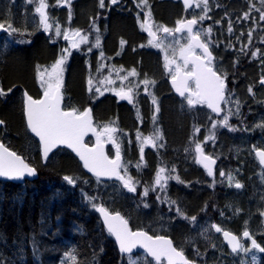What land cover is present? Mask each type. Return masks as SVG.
I'll use <instances>...</instances> for the list:
<instances>
[{
	"label": "trees",
	"instance_id": "16d2710c",
	"mask_svg": "<svg viewBox=\"0 0 264 264\" xmlns=\"http://www.w3.org/2000/svg\"><path fill=\"white\" fill-rule=\"evenodd\" d=\"M212 1L214 6L224 8L221 13L215 12L218 13L215 18L217 26H214L211 31L208 29L213 43L219 45L223 41L222 44L225 47V50H221V52L227 56L228 66L222 67L221 70L229 72V77L234 78V84L241 82L242 79L255 77L256 74H259L258 72L264 71V63L249 65L244 60L237 65L238 68H235L230 60L233 56L234 58H245L255 48V44H263L260 49H264V20L257 17L245 18L239 15L233 18L230 11L231 9H235L237 12L244 11L251 4L259 6L256 10L264 11V3H262V0ZM238 1L243 2L239 8H237ZM150 2L157 6L154 14L163 26L173 25L182 15L188 16V12L183 9L180 0H151ZM147 6L149 5L147 4ZM249 11H252V9ZM0 15L8 23L18 22L16 10L9 7L6 2L0 3ZM138 15L140 17L144 16L145 11L138 8ZM121 20L128 22L132 32L134 26V43L137 42L140 45L143 40L142 30L135 31V20L133 23L130 17L114 19L111 38H114L115 34L119 32L117 27ZM210 20L211 18H209ZM251 20L259 23L253 24V28L252 24L248 23ZM129 21L132 23H129ZM138 22L136 20L137 25L140 24ZM18 24L20 27V23ZM230 25L232 29H238L240 32H229ZM252 28L254 32L246 31ZM12 36L13 34L11 38L8 36L0 39V88L8 93L6 96L0 97V120L5 122L0 126V141L21 154L34 166L38 171V178L20 182L0 179V264H126L125 258L118 253L113 237L102 224L97 206L103 203L111 211H120L129 220L133 228L141 227L150 233L157 232L148 223L135 220L138 217L139 210L134 201V192H129L123 186L122 181H103L91 175L84 169L78 157L65 146L57 147L48 155L46 160L42 157L40 143L27 127L23 90L27 89L34 96L40 95L41 88L31 85L33 82V61L40 57L47 58V53L52 51L53 48L44 39H41L34 46L22 50L19 54H13ZM240 37H242V40L239 39ZM31 49L38 50L40 56L32 58L28 74L20 76L19 69L14 70L13 65H10L12 57H25L26 52L32 51ZM261 50L260 54H262ZM138 56L142 57L141 50ZM74 71L73 84H71L72 94L74 99L76 97L82 99L85 85H83L80 63L75 65ZM229 77L228 79H230ZM236 78L237 81H235ZM9 89H11V92H8ZM163 91L165 93V89ZM96 98L98 97L93 96L91 93L89 103L95 108H93L95 115H107L115 112L116 107L111 97L106 98L103 104H98L99 99ZM68 99L69 97H66V101ZM257 100V104L264 106V96L260 95ZM78 103L76 102V104ZM99 109L102 113L98 111ZM121 110H123V107ZM123 112L125 113V111ZM175 114L179 113L173 112V115H171L170 112L168 118H164L163 115L159 119L163 124H166L167 121L171 130L168 133L169 141L173 149L177 150L167 157L163 155L161 157H164L166 163L171 166H177L184 160L180 155V145L183 133L186 134L187 132L186 127L188 124L186 118L181 117V114H179L180 126H176L173 118ZM114 117H116L114 114L110 116V118ZM182 126L184 127L183 130H181ZM220 132L225 135L228 131L219 130L220 139L222 136L224 141L228 142L229 135H220ZM160 133H163V131L161 130ZM251 137L252 139L247 145L251 143L256 147H264L263 130L257 135L252 133ZM165 138L161 139L162 145L166 141ZM125 154L127 155L126 151ZM247 156L249 158L246 159V163L239 171V174L243 175L244 178L246 193L236 189L237 193L227 195L222 192L223 188L227 187L225 182L222 184L210 182L206 175H203L205 177L202 179V187L186 191L183 181L176 180L177 184L174 181L169 184V186L174 185L175 188L168 189V187L167 190L170 191V194L173 190L178 191V195L187 209L200 206L196 216L197 218L203 216L202 221L207 222L210 220L218 223L220 217L226 216V213H228L231 223L234 224V227H238L239 224L244 222V216L253 211L256 205L262 203L261 197L264 194V185L261 188H256L253 176L249 172L253 164V155L250 156L249 152L243 157ZM237 157L240 158L238 155ZM232 163L236 174L238 164L233 161ZM256 165L259 166L257 161ZM244 169L249 177L244 175ZM195 171L197 173L204 172L200 167ZM128 173H130L129 170L124 171V174ZM65 176L72 177L75 182L69 184L64 179ZM232 177L235 179L230 183L234 188V182L239 180L240 176L233 175ZM132 178L134 179V176ZM192 179L187 177L185 181ZM136 181L138 187L143 181L145 182L141 178ZM106 186H117L119 189L109 190L111 193H105ZM139 191L145 196L142 193L145 189L142 188ZM148 193L149 198L157 199L159 197L156 192L148 191ZM164 201L165 197L163 195L161 203L164 204ZM176 229L178 230L177 234L169 235L179 245V243L182 244L179 240L184 239V235H182L184 230L180 231L179 227ZM182 246L188 252L189 246L183 244ZM201 246L203 245H198L197 248L202 250ZM73 257H75V260H73ZM248 260L249 264H254L249 257Z\"/></svg>",
	"mask_w": 264,
	"mask_h": 264
},
{
	"label": "rangeland",
	"instance_id": "374dc122",
	"mask_svg": "<svg viewBox=\"0 0 264 264\" xmlns=\"http://www.w3.org/2000/svg\"><path fill=\"white\" fill-rule=\"evenodd\" d=\"M6 3L8 4L9 7H11L12 9L16 10L17 12V17H18V22H5L4 19L1 17L0 15V21L3 22L4 27H6V37L10 36L13 34L12 36V47H14V52L13 54H19L22 50L20 49H28L30 48V43L32 42H28L27 45H21V40L24 39V37L28 36L30 33H28V35L26 34L25 36L22 35V28L19 27L18 23H21L22 19H21V15H19L20 12L17 11V5L20 0H5ZM151 0H147V4L149 6H146L141 3V0H137V7L140 9H143L145 11V15L144 16H139L136 13V16L138 17V31L139 30H143L144 26H142L144 24V19L146 16L149 17V21L150 23H152L154 29L156 32H160L162 30L161 23L158 22L156 15L154 14L157 6L154 5L153 3L150 2ZM179 1V0H177ZM239 4H237V8L240 7V5L243 2L238 1ZM40 0H36V5L37 7L39 6ZM199 3V7H197L196 5ZM208 3V9L207 11L204 10V6L202 3V0H195L194 5L192 8L189 9V14L194 17L198 22H197V26H196V32H199L200 36L210 44V46L213 48L214 51H216V55L212 58L211 60V65H213L220 73H222V75L224 76L223 72H221V69L223 67V63L222 60L224 61V63L227 60L226 55L224 54V58L222 59V53H220V50H225V47L223 46V41H221V43L215 44L213 43L212 39L210 38V34L208 32V29L212 30V28L215 26V24L213 23V20L216 18L218 13L222 12L221 7H216L214 6V3L212 0H207ZM242 6V5H241ZM261 6V5H260ZM144 7V8H143ZM259 6L257 4H251L249 5L247 8H245L244 11L241 12H237L235 9H231V13H232V17L235 18L238 16V13H241V16L245 17V14H248V17L252 15V13L258 9ZM250 9H252V11H249ZM218 13H215V12ZM264 12V11H262ZM150 13V15H149ZM40 15V14H39ZM200 16H204L205 19L200 20L199 17ZM213 16V17H210ZM240 16V15H239ZM261 15L256 16L258 19H260ZM183 17V15L178 19V20H182L181 18ZM253 17V16H252ZM209 18H211V20L209 21ZM27 19V25L28 23H32L34 24V26L38 29V28H42L44 29L43 25L40 23V21L38 20V18H34V17H30L29 19ZM177 20V21H178ZM5 22V23H4ZM127 22V21H126ZM125 20H121L120 24L117 27V30H119V32H121V36L119 39V44L120 47L123 49V47L126 46H130L131 44V38L134 34V26H133V32H132V28L130 27V25L128 24V22L126 23ZM49 24L52 25V27L50 28L55 34H56V28L59 27V25H54L52 24V22H48ZM129 23H132L129 21ZM177 23V22H176ZM259 23V22H258ZM9 25H11L12 27L16 28L18 31L15 33H11L10 34V29H9ZM164 27V26H163ZM60 28V27H59ZM77 28H75L76 30ZM173 29V27L171 28ZM61 30V35L63 34L64 30ZM8 33V34H7ZM113 33V31H112ZM141 34V33H140ZM143 37V40L141 41L140 45L142 47V45H146L147 43H149V41L151 40H147L146 38H144L143 34H141ZM82 37H87V41L80 43L79 48H75L78 49L83 56H87L88 58L95 56L97 59L98 63H102V52H94L92 53V49L94 48V45L92 44L90 37L88 35V33H85L84 36ZM81 37V38H82ZM81 38L76 41V42H80ZM27 41H30L29 38H27ZM121 41H124L123 44H121ZM23 42V41H22ZM159 42L160 46L157 47L155 46L156 43ZM258 42H260V40H258ZM20 43V45L18 46V48L16 47L18 44ZM115 42L112 39L108 40V44H114ZM190 42V36L187 33H178V34H163L157 41L152 43H149L150 45H153L152 47V57L155 61V67L150 69L149 71H152L150 73V75L154 76V78L156 79H160L162 77V74L166 75L168 74V72L170 74H174L175 71L177 70V66L179 65V69H185L187 67H185L184 65V60L180 55V49L181 48H187ZM258 45V44H255ZM239 48V47H237ZM259 45L256 46L254 49H252V51L247 54V56L245 58H234V56L232 57V65H234L235 68H238L237 64L235 63L236 60L243 61L245 60L247 62V64L251 65H261L262 61L264 63V49H262V54H260V49ZM32 51L26 52L25 57H12L11 60V66L13 65L14 70L15 69H19L20 76H24L26 74H28V71L30 70V60L32 58H34L35 56H40V53L38 52V50H33ZM173 50H175V53L173 54ZM250 50V49H249ZM193 51V50H192ZM51 51H49L47 53V55L51 56L50 54ZM255 52L256 55L253 56L252 53ZM112 55L113 58H115L116 55H118V52H112L110 53ZM141 55L142 57L139 59V56L137 54V51L134 49V51H129L126 50L123 52V58L129 62L137 60L136 62H134V68L132 66V63L129 64L127 62H123L121 59L114 61V68L116 69V71H132L133 69L135 70L136 68L138 69V65H142L143 61L142 59H147L148 57H150L149 53L146 52H142L141 51ZM241 55V54H240ZM166 57L168 60H174L175 63L169 64V66L166 68L165 64H166ZM41 58V57H40ZM39 58V59H40ZM48 58V57H47ZM45 59V58H42ZM139 59V60H138ZM152 59V61H153ZM147 61V60H146ZM238 63V61H237ZM34 61H33V65H34ZM54 63H50V68L46 69L47 71H51V67ZM32 65V66H33ZM157 65H162V66H157ZM226 67L228 66V64H224ZM248 65V66H249ZM153 66V65H152ZM19 67V68H18ZM47 68V66H45ZM98 68L101 69L100 66H98ZM33 69V67H32ZM47 71L44 72V74L47 73ZM139 71V70H138ZM229 73V72H228ZM126 76H120L118 75L117 77L112 76L109 79H105V78H100L98 81H92L91 85L89 84V81L87 82H83V85H85L84 87V94H87L88 96L92 93L94 96H97L101 101H103L104 99L108 98L109 96H111L112 94L118 96L116 93L124 90L125 92L128 91L130 89L131 86L134 85V78H130L129 72L125 73ZM124 77H127V79H124ZM109 81H111V83H109ZM228 81V80H227ZM232 81V83H231ZM231 81H228L229 84V88H228V93L226 95V98L224 100V112L223 114L217 118V123L219 124L220 129L223 128V120L224 117L227 116L228 117V127H226L227 131L225 133V135L227 136L228 133H230V141L228 143H223V142H219V146H218V150H219V154H220V159H221V164H220V170L223 171L225 173L224 176L221 175H213L211 177H208L210 182H214L217 184H222L223 181H228V176L232 174V166L233 164L231 163V153L232 151H236V153L239 152L240 149H242L246 144H248V142L252 139L251 134H259L261 132V130L264 131V127H260L259 125L264 124V106H262V104H257L256 101H258L257 99L259 98V96H264V86H260L257 82H256V76L255 77H251V78H246V79H242L241 82L235 83L234 84V78H231ZM237 81V78L236 80ZM43 84V83H42ZM46 86V85H44ZM44 86H41L42 88ZM152 85L150 84V87ZM249 86V87H248ZM160 87H163V84L160 85ZM99 88L100 91L97 92L96 89ZM249 88L252 89L251 92H249ZM158 89V88H157ZM45 90V89H44ZM132 93H134V89L131 90ZM151 91H153L151 89ZM110 94V95H107ZM154 94V91H153ZM151 96H154V95ZM80 99V97H76V100ZM159 101V99H157ZM131 103H134L133 100H131ZM158 103V102H157ZM162 104V103H161ZM165 104V103H164ZM179 103H177L173 108H171L170 110H167V107H165V111H164V118H168V114L171 112V115H173V112H176V109H174ZM197 106H200V103L197 104ZM206 104L204 103V105H202V107H200L198 109V113H197V118L195 121V125H197V127H194L195 125L192 126L191 131H192V143H194L196 140V142L191 146L188 147L187 145H185V149L187 151V153H189L190 151L192 152L193 155V160H197V152L196 148L193 149V147H196L197 144H200L201 148L204 147L206 150L212 152L214 154L215 149L212 147L214 144V141L211 140V136L213 135L212 131H211V124H210V118L211 115L209 114V112L206 111L205 109ZM239 106V107H238ZM207 108V106H206ZM73 109V108H72ZM123 109H125L123 107ZM174 109V111L172 112V110ZM85 108H83L82 110L77 111V113H80L82 111H84ZM100 111V109L98 110ZM139 111H142L141 109H139ZM244 112V113H243ZM124 113V112H123ZM195 116V115H194ZM118 117L117 121L119 122V126H116L117 122H111V121H107V127L114 129V131H112L111 134L113 137H115L119 143V145L122 147L123 150H125L127 152L126 156L127 159L124 162V166L123 168L126 169V167L129 165L132 168L129 169L127 168L126 170H130L131 172L128 174H123V176L125 178L128 177H135V174L138 172V170H141L143 164L147 165V166H151V170L153 172V174H155L156 177V173L160 170V168H158V164H161L164 168V163L162 161H159L157 163V165H155L154 167H152V163H153V158L148 157V156H144L143 155H148V154H154V155H158L160 154L159 151L157 150V148L151 144V143H144V139L148 138L149 133H146L145 130L139 131L141 138L139 139L138 134L135 135V138L138 140L136 143H134V131L136 129V126H134V112H129V115L127 114H121L119 115L118 113ZM180 116L179 114H175L174 115V123L176 126H180V119H178ZM195 117H193L194 119ZM115 119V117H114ZM204 122L208 123V126L206 128H202L201 124H203ZM127 125L129 128L128 130H125V125ZM104 125V124H103ZM137 125V123H136ZM105 126V127H106ZM200 126V128H199ZM197 129H199V131H197ZM235 129V130H233ZM103 132V135H100L101 137H105L106 133L104 132V128L101 129ZM108 133V132H107ZM220 135H224L223 132H220ZM224 135V136H225ZM100 137V138H101ZM96 140H97V135L95 136ZM106 141V140H104ZM207 141V142H206ZM141 147H143L144 151L143 153H141L140 149ZM136 153V154H135ZM134 155V157H133ZM188 156H190V154H188ZM189 157H187L184 162L185 164V168H183L182 171L178 170L181 173H192L193 175H195V173L192 171V162L188 160ZM198 166V165H197ZM163 176L167 177V173L166 171L162 174ZM221 176V177H219ZM133 183L135 184L136 187V191L134 192V201L137 204L138 210L139 212L137 213V222H142V223H148L149 225H151L155 232H157V234H160L164 231L170 233V234H177V227H179V230L182 231L184 230V232L182 233V235H184V239H180L179 242H181L183 245L189 246V250L188 252L190 254H194L195 252H198L200 249L197 248L196 243L201 240L204 243H206L210 249V251H213L215 249V247H217L218 249H222V247L218 246V244L216 242H214L212 239L217 238V240L221 241L220 239V232L219 234L215 231V228L213 226L208 225V223H206V226L204 227L203 232L201 233H195L197 231V229L199 228V226L201 225L199 219H195L193 220L192 217L196 216V213L199 210V207H194L192 209H187V207L185 206L183 200L179 197V192L176 190H173L170 194V197L168 199V203L167 204H161L159 202L158 199H152L149 198L150 195L149 193L147 194V196H143L140 191L138 190V184L137 181L134 182V179L132 178ZM163 183V181H162ZM174 183H176L174 181ZM177 184V183H176ZM119 187L117 186H106L105 188V193H111L109 190H118ZM142 192V191H141ZM144 193V192H142ZM162 198H160L161 200ZM261 202L260 205H256L255 209L253 211H251L249 214H246L244 216L243 219L245 224L247 225H251L249 227H247L248 229L253 230V232L256 235H261L264 236V213L263 214H259V209L262 210V207L264 208V196L261 198ZM187 209V210H186ZM179 210V211H178ZM256 226V227H252ZM240 231L244 232V230L246 229L245 227H239L238 228ZM192 235V236H191ZM262 247H264V238L262 239ZM181 249L185 250V248L181 245H178ZM245 247L249 248L250 251L248 252H244V251H240L237 252L236 255L234 256H230L229 258H226V261H234L237 264H249V260L248 257L251 258L252 262H253V257H255V263L259 262L261 257L264 258V252L261 253L258 249H254L252 248V246L250 244L244 245ZM206 253H208L205 250H201ZM203 257L205 259H207V256ZM131 261L135 262V264H142V256L138 255L136 257H134V255H132L131 257ZM130 258H129V263H130ZM254 263V262H253ZM203 264H209L208 260H205V262Z\"/></svg>",
	"mask_w": 264,
	"mask_h": 264
},
{
	"label": "flooded vegetation",
	"instance_id": "af4514ba",
	"mask_svg": "<svg viewBox=\"0 0 264 264\" xmlns=\"http://www.w3.org/2000/svg\"><path fill=\"white\" fill-rule=\"evenodd\" d=\"M5 2H6L5 0H0V3H5ZM45 3L48 5V7L45 9V13L48 16V22H52V24L54 25H59L60 29L64 30V32L67 31L69 33V39L65 40L63 34L57 36L51 29L45 31L42 28L37 29L32 23H28L27 25L26 18L29 19L30 17H34V18H38V20L40 21V15L35 10L37 8L36 0H31V2H29V0H20L18 4H15L17 5L16 9L18 10V12H20L19 15H21V19H22L20 23V27L22 28V31H19V32H22L21 34L24 36L30 33L27 37L25 36L24 39L21 40L20 42L21 45H27L28 42H32L30 43V46L32 47L36 43H39L41 39H44L46 43L49 46H52L51 48H53V50L50 52L52 57L49 55H46V57L48 58L42 59L41 57L40 59L37 58L36 60H34L35 64L32 66L33 67L32 69V81L33 82L31 85L35 86L36 88H41L43 81L39 78L38 72L44 73L46 69L50 68V63H55V61L58 60L62 55H66L67 59L65 60V63L63 65V68H64L63 85L61 87L62 94L66 92L67 95H70L68 100L71 103V108L79 111V110H82L83 107H85L87 104H89V99L86 96V94H84V97H82V99H78V100L74 99L73 97V94H72L73 91H72L71 84H73V76L75 73V71L73 72V70L77 63H80V65L82 66L83 82H85V78L88 77L90 74L95 75V78L109 79L112 76L114 77H117L118 75L126 76L125 75L126 72H129V73L131 72L129 70L116 71V69L113 67L114 61L121 59L123 62L125 61L129 64L132 63V66L134 68V62H136L137 60H134L131 62L125 60L123 58V52L125 51V49L129 51H134L135 49L137 51V54L139 53L140 50L142 52L149 53L150 57H148L147 59H142L143 61L142 65H138L139 66L138 69L137 68L135 69L136 75H130V78L132 77L134 78V85L130 87L131 90L134 89V93H132V91L130 93L126 91L125 93L129 94V96L131 97V100H133L134 103L129 102V99H121L120 96H116L112 94L109 97L113 99V103L115 104L116 108H115V112L109 113L107 115H113V114L117 115L118 111H120L119 115L121 114L129 115V112H134V126H136V128L140 126V130H145L148 133V132H152L157 129L158 122H161L159 121V119L162 118L163 113L165 111V107H167V109L169 110L173 108L177 103H179L174 109H176V112L181 114V117H185L188 122L187 127H186L187 132L186 134L183 133L182 138H181L180 155L182 159L184 160L182 163H180V165L183 168H185L184 162L185 160H187L186 159L187 157H189L188 158L189 161L197 163V160L195 161L193 160L192 152L190 151L189 153H187L184 147L185 145H187L188 147H191L197 141L196 140L194 143L191 142L193 139L191 128L193 125H195L194 123L197 118L198 109L202 107L204 103H200L199 107L197 106V104L194 106H189L185 98L186 96H188L189 93L186 92L185 96L182 97L176 91V89L173 86V83L171 82V79L174 75H177V70L175 71L173 75L170 74L169 72L166 75L162 74V77L160 79H156L154 78V76L150 75L152 71H149V70L155 67V61L152 57L153 51H152V48H149L154 45L153 43H152L153 45H150L149 43H147L146 45H142L141 47L139 46L137 42L134 43V35H133L130 46L128 45L126 47H123L122 49L120 45L117 44L119 43L121 32L116 33L114 38H111L112 23L114 19H122L124 17L126 18L130 17L133 20V23L135 20V31L136 30L138 31V25L136 23V20H137L136 13L138 14V7L136 5L137 0H119V2L115 5H112L110 3V0H105L104 8H101L99 6V0H71L70 4L63 2V0H61L60 3H58L57 0H45ZM69 13H71V15H69ZM262 13L264 12L252 13V15L249 17H252V16L256 17L258 15H261ZM238 15L241 16L242 14L238 13ZM146 20H147V24H145ZM213 23L215 24V26H217L215 19L213 20ZM248 23L252 24L254 28L253 24L255 25L258 24V21L251 20V21H248ZM0 24H3V22L0 21ZM143 26L144 28L142 30V34L144 38H146L147 40H151V38L149 39V31H147L146 28H148L149 26L151 28V31L155 29L152 23H150L148 16L145 17ZM75 28H77L76 30L79 31L80 35L77 36L74 34L76 31ZM253 28L248 29L246 31L254 32ZM232 31L240 32V30L238 29H232ZM85 33H88L90 40L92 44L94 45V48L92 49V53L103 51L101 64L97 62V59L95 56L90 57V58H88L87 56L82 57L81 53L78 52L79 50L72 47V43L74 41L75 42L78 41L82 36L85 35ZM176 33H187V32L186 31H183V32L174 31L171 34H176ZM163 34H165L163 31L162 32L160 31L159 33L157 32V38L155 40L157 41ZM97 37H99V45H97ZM242 37H240L239 39L242 40ZM2 38H6V27H4L3 29H0V39ZM27 38H29L30 41H27ZM109 39H112L115 43L108 44ZM20 43L16 46L17 48L20 45ZM208 46L210 47L211 55L213 58L216 55V51H214L210 45ZM12 49H13L12 50V53H13L15 48H12ZM65 49H67V52L64 51ZM20 50H24V49H20ZM194 51L198 53H202L201 50H198V48H195V47L193 48L192 52ZM112 52H118L119 54L116 55L115 58H113L112 55L110 54ZM45 66H47V68ZM98 66H100L102 70H100ZM157 66L160 67L162 65H157ZM185 67L187 68L185 69L180 68L179 73L180 72L185 73L186 71L191 70L193 66L189 63ZM48 79L49 78H48L47 73L44 74V81H47ZM145 79L149 81L147 85L143 83ZM150 84L152 85L151 87H150ZM161 84H163L164 86L160 87ZM189 87L192 91H195V84L191 80H189ZM151 89L154 91V94H153V91H151ZM164 89H165V93H163ZM152 94L154 96H151ZM107 95H110V94H107ZM136 95H139L141 98H138ZM153 97H155L156 101L158 102L155 105L152 103ZM139 99H141V102L139 101ZM157 99H159V101ZM105 101L106 99H104L103 101L99 100L98 104H101V103L103 104L105 103ZM76 102H79V103L76 104ZM206 106H205L206 111L209 112V114L211 115L210 124H211V131L213 133V135L211 136V140L214 141V144L212 147L215 149L214 156L217 159L215 175L217 174L220 175V173L223 171L220 170L221 159H220V154L218 150V146L220 145L219 142L228 143L230 141V138L228 137L229 139L228 142H225L222 136L220 139V136H219L220 127H219V124L217 123V118L220 116H218L216 113L210 110L208 106L206 108ZM122 107H125L124 109L125 113L121 111ZM157 107H159L158 112L156 111ZM139 109H141L142 111H139ZM174 109L172 111H174ZM107 115L101 114L99 119L96 118V121L97 122L105 121V116ZM96 116H99V115L96 114ZM153 117H155V119H153ZM193 117L195 118L193 119ZM213 125H215V127H213ZM165 126H166V132L169 133L171 130L168 127L167 121H166ZM207 126H208L207 122H204L203 124H201L202 128H206ZM194 127H197V125H195ZM103 128L105 129V126H103ZM183 129L184 127L182 126L181 130ZM222 130L227 131L226 126H224V124H223ZM149 137L151 136L149 135L148 138ZM137 141L138 140L134 137V143H136ZM165 144L167 148L166 154H170V152L177 151L173 149L172 144L169 141V138H167ZM195 148L196 147H193V149ZM256 148L258 147L250 143L249 146H244L242 149H240L238 153H236L235 150L232 151L231 153V163L232 161H235L238 164L236 175L240 176L241 182L239 183L242 185L241 188H236V187L232 188L233 192L235 193H237L236 189H239L240 191H242V193L247 192V190L245 189V182L243 181L244 179L243 175L241 176L239 174V171L241 170L242 166L246 163V159L249 158V156L247 157H243V156H246L249 152H250V156L253 155V164L250 167L249 172L253 176L254 186L256 188H261L264 185V168H261L260 165L259 166L256 165V161H258L254 154V150ZM259 148L264 149V147H259ZM118 149L120 150V148ZM202 149L205 152H210L206 150L204 147H202ZM210 153L213 154L212 152ZM188 154H190V156H188ZM237 155L240 158H238ZM193 172L196 175V172L195 171ZM189 174L191 176H195L192 173H189ZM244 175L246 177H249L245 169H244ZM199 221L201 225L199 226V228L197 229L195 233L203 232L204 227L206 226V223H207L202 220H199ZM233 231L239 234L240 236L242 235L241 234L242 232H240L239 229H234ZM251 237L252 239H255L261 245L262 238H263L261 235L255 236L252 233ZM212 240L218 244V241L216 239H212ZM241 240H242L241 243L243 244L244 242V245H247L251 242V240L245 237L241 238ZM198 245H203L201 246L202 250H205L208 253L206 252L203 253V251L199 250L198 252H195L192 256L191 254L185 251L188 257H190L192 260L195 259L198 261V262L196 261L197 262L196 264H203L205 260H208L209 264H216V262L219 260H223L225 264L233 263V261H226V258H229L230 255L233 254L232 252L221 253L220 249H218L217 247H215L213 251H210L208 245L204 242H197L196 246ZM138 255L142 257H148L147 254L141 249L134 252V257ZM203 255L207 256V259H205ZM148 258H149V261H148L149 264H167L165 259H162L161 262L157 263L153 258L151 257H148Z\"/></svg>",
	"mask_w": 264,
	"mask_h": 264
},
{
	"label": "snow or ice",
	"instance_id": "6c2138e0",
	"mask_svg": "<svg viewBox=\"0 0 264 264\" xmlns=\"http://www.w3.org/2000/svg\"><path fill=\"white\" fill-rule=\"evenodd\" d=\"M31 2V0H29ZM58 3L61 0H57ZM63 2L70 4L71 0H63ZM119 2V0H110L112 5H115ZM145 6H147V0H141ZM204 10L207 11L208 3L207 0H202ZM264 3V0H262ZM184 4L186 7L191 6V0H184ZM99 6L101 8L105 7V0H99ZM199 7V3L196 5ZM48 5L45 3V0H40L39 6L35 9L36 12L40 14V23L43 25L44 30H49L52 25L48 23V16L45 13V9ZM71 15V13H69ZM150 15V13H149ZM245 18H248V14H245ZM200 20L205 19L204 16L199 17ZM261 20H264V13L260 16ZM196 19L185 21H177V27L173 29H169L167 27H163L162 31L167 34H171L173 31L175 32H183L187 29V33L191 37L192 41L195 43H189L187 48L180 49V55L184 60V65L187 66L189 64V60L191 57V64L193 67L191 70L186 71L184 75L179 79L177 83V76L179 75V65L177 66V75L172 77L173 84L176 87V91L182 96H185V93L188 92V96H186L187 104L189 106H194L199 103H207V106L212 109V111L219 113L221 111L220 102L225 100V78L221 75H218L216 71L213 70L212 67L206 65L203 62V57L201 56H191L192 50L194 47L202 48L204 53L207 56L208 64L211 63L212 55L208 51L207 44L201 43L199 40V32H194L193 25L197 24ZM147 24V21H145ZM143 26V25H142ZM4 25L0 24V29H3ZM10 34L15 33L18 30L11 25H9ZM149 31V35L156 37V33L151 31V28H146ZM229 32L232 31L231 25L229 26ZM209 31H211L209 29ZM75 35H80L79 31L76 30ZM56 35H61V30L59 27L56 28ZM64 39H69V33L65 31L63 33ZM87 37H82L80 42H73V48H79L80 43L86 42ZM124 41H121L123 44ZM149 43H153V41H149ZM97 45H99V37H97ZM157 47L160 46L159 42L156 43ZM67 52V49L64 50ZM175 50H173V54ZM103 55V53H101ZM253 56L256 55L255 52L252 53ZM67 59L66 55H62L51 67V71H47L48 80L44 81V73L38 72L39 78L43 81L42 86L46 85L44 90L43 99H33L31 96L25 93V115L27 119V127L30 129L35 136L39 137L40 144L43 148V158L46 160L48 158L49 153L53 148L58 145L64 144L69 148H72L77 155H79L80 159L84 162V166L90 171L93 172L97 177L107 176V177H116V179L122 181L123 186L129 192H135L136 187L132 181L131 177L125 178L120 174L118 169L119 165V149H117V155L115 160H109L107 156L103 154L102 149H90L87 148L83 143V136L87 131L93 130L91 129V117L89 110H86L83 113L77 114V110L73 109L70 112L62 111L60 108V89L63 85V65L65 60ZM175 63L174 60H168L166 57L165 67L167 68L169 64ZM129 75H136L135 70L133 69ZM127 79V77H124ZM189 80L193 81L195 84V91H192L189 87ZM92 81L89 80V84L91 85ZM111 83V81H109ZM145 85L149 83L147 79L143 81ZM260 83L264 85V77L261 78ZM97 92L100 91L99 88L96 89ZM252 89L249 88V92ZM11 92V89L8 90ZM131 92V89L128 90V93ZM128 93H125L123 90L117 92L116 94L121 97V99H129L131 102V97ZM8 93L5 92L4 89L0 88V97L6 96ZM152 103L155 105L157 101L155 97H153ZM239 107V106H238ZM156 111H159V107L156 108ZM155 119V117H153ZM5 122L0 120V125H3ZM224 126L228 127V117L225 116L223 120ZM260 127H264V124L259 125ZM215 127V125H213ZM235 130V129H233ZM105 131L111 133L114 129L105 127ZM199 131V129H197ZM111 138V137H110ZM162 137L157 133V135L145 138L144 143L155 144L156 140L161 139ZM100 137L97 135V144L99 145ZM141 153H143L144 149L141 147ZM196 152L199 154L197 158V163L203 164V166L207 169L208 175H213V169L211 165L215 164V160L209 156L204 155L203 150L200 144L196 145ZM257 156L260 158V163L264 164V151H257ZM165 172L164 168H161L155 177V184L160 186L163 189L164 184L167 182V179L171 177H165L162 174ZM35 175L36 169L30 167L27 163L24 162L21 156L17 155V153L13 151H9L8 148L4 146L3 143H0V177H5L8 179H20L25 175ZM221 176H224L225 173L221 172ZM64 179L69 183L73 184L75 181L72 177L65 176ZM179 180V177H176ZM229 181L233 180L231 175L228 176ZM163 181V183H162ZM236 188H241L242 185L237 182L235 184ZM155 190V189H153ZM148 194V189H145L144 195ZM95 207V205H94ZM97 211H99L104 217V223L107 226V230L111 235H114L116 241L119 244L120 252L122 253H131L132 249L140 244L144 247L148 253L156 260L161 261L162 258L167 259V264H193L190 262L185 256L182 250H177L173 246L171 240L166 239L162 236H156L153 238L149 236L147 233L139 231L132 232L128 228V222L120 216L117 212L115 214H111L104 207H98ZM179 211V210H178ZM195 220V217H192ZM216 232H221L222 229L219 226L213 225ZM224 237L228 240L231 245V249L233 253H236L238 250L248 252L249 248L245 247L236 235L229 233L228 231H223ZM243 237L251 240L252 248L258 249L260 252H264V247H262L255 239H252L250 233L245 230L243 232ZM75 260V257H73ZM253 262L255 264V257H253ZM130 264H135V262L131 261Z\"/></svg>",
	"mask_w": 264,
	"mask_h": 264
},
{
	"label": "water",
	"instance_id": "95a60500",
	"mask_svg": "<svg viewBox=\"0 0 264 264\" xmlns=\"http://www.w3.org/2000/svg\"><path fill=\"white\" fill-rule=\"evenodd\" d=\"M181 2L184 4V0H181ZM193 3H194V0H191V6L193 5ZM184 6H185V4H184ZM185 8H189V7H186L185 6ZM189 20H192V19H185V22H187V21H189ZM186 31H187V29H185ZM193 30H194V25H193ZM151 38L152 39H156L157 38V36L154 38L153 36H151ZM199 40H200V42L201 43H204L203 41H202V39H201V37L199 36ZM191 42L194 44L195 43V41H192L191 40ZM205 44V43H204ZM196 48H199V47H196ZM200 49H202V48H200ZM203 50V49H202ZM208 51L210 52V49H209V47H208ZM204 52V51H203ZM206 55V54H205ZM191 56L192 57H194V56H200V55H198V54H196V53H191ZM202 57V56H201ZM206 60H207V56H205V57H203V62L206 64ZM190 62H191V57H190V60H189ZM207 65V64H206ZM210 67H212V66H210ZM213 68V67H212ZM213 70H214V68H213ZM215 71V70H214ZM217 74L218 75H220L218 72H217ZM184 75V73L183 72H180L179 73V75L177 76V83L179 82V79L182 77ZM171 82L173 83V80L171 79ZM173 86H174V84H173ZM174 88L176 89V87L174 86ZM27 95H29L28 93H27ZM61 95V94H60ZM30 96V95H29ZM32 97V96H31ZM33 98V97H32ZM25 99H26V97H25ZM33 99H35V98H33ZM39 99H43V96L41 97V98H39ZM39 99H36V100H39ZM222 103H223V101H221L220 102V108H221V111L219 112V113H217V114H221V112H222ZM60 108H61V110L62 111H64L63 110V105H62V99L60 100ZM87 110H89V113H90V117H91V129H94L95 130V128L93 127V124H92V116H91V111H90V109H87ZM70 111H72V110H66L65 112H70ZM26 116V115H25ZM26 121H27V119H26ZM94 133V131L93 130H89V131H87L86 132V134L83 136V140H82V143L87 147V148H90V149H96V150H100V149H102V151H103V154L105 155V156H107L108 157V159L109 160H115L116 159V157L115 158H110L109 156H108V154H107V151H106V144L105 143H103V142H99V145L97 144V143H95L94 145H89V144H87L86 142H85V138H86V136L87 135H89V134H93ZM34 134V133H33ZM35 135V134H34ZM37 137V136H36ZM38 139H39V137H37ZM0 143H2L1 141H0ZM6 148H8L6 145H4ZM58 146H66V147H68L67 145H64V144H61V145H58ZM57 146V147H58ZM57 147H55V148H53L52 149V151L54 150V149H56ZM69 148V147H68ZM9 149V151H13V150H11L10 148H8ZM76 155H77V153L72 149V148H70ZM41 151H42V155H43V148H42V145H41ZM51 151V152H52ZM260 151H263V150H260ZM13 152H15V151H13ZM50 152V153H51ZM16 153V152H15ZM49 153V154H50ZM257 153V152H256ZM17 155H19V156H21L22 157V159L24 160V162L25 163H27L30 167H33V168H35L34 166H32L22 155H20V154H18L17 153ZM204 155H206V154H204ZM78 157H79V155H77ZM120 156V155H119ZM206 156H208V155H206ZM210 157V156H209ZM212 158V157H211ZM259 158V157H258ZM79 159H80V157H79ZM121 156H120V160H119V165H120V163H121ZM212 159H214V158H212ZM215 160V159H214ZM259 160H260V158H259ZM80 161L83 163V165H84V162L80 159ZM216 161V160H215ZM203 165V164H202ZM262 166H264V164H262ZM85 167V166H84ZM211 167H212V169H213V167H214V164L213 165H211ZM36 169V168H35ZM85 169L90 173V174H93V175H95L93 172H90L86 167H85ZM118 171L120 172V170L118 169ZM96 176V175H95ZM2 180H4V181H14V182H16V181H21V180H24V179H28V180H34V179H36V178H38V171H37V169H36V174L35 175H32V176H29V175H25V176H23L22 178H20V179H8V178H5V177H0ZM100 179H103V180H106V179H116V177H107V176H100L99 177ZM104 207L105 209H107L103 204H99L98 205V207ZM107 211L109 212V213H111V214H115V213H119L120 214V216L121 217H123L127 222H128V228L132 231V232H139V231H142V232H145V233H147L149 236H152L153 238H155L156 236H153V235H151L150 233H148L147 231H145V230H143V229H133L132 228V226L130 225V223H129V221L122 215V213L120 212V211H110V210H108L107 209ZM99 212V211H98ZM99 216H100V219H101V221H102V223H103V225L105 226V228H106V230H107V226L105 225V223H104V217H103V215L99 212ZM108 231V230H107ZM226 231V230H225ZM229 232V231H228ZM229 233H231V232H229ZM231 234H233V233H231ZM233 235H235V234H233ZM113 237H114V239H115V241H116V238H115V236L114 235H112ZM159 236H162V237H165L166 239H169V240H171L172 241V239L170 238V237H168V236H165V235H159ZM223 238H224V241L230 246V248H231V245L229 244V242H228V240L224 237V235H223ZM116 243H117V246H118V248H119V244H118V242L116 241ZM172 243H173V241H172ZM173 246H174V244H173ZM137 247H140V248H143L146 252H147V254L148 255H150L149 253H148V251L144 248V247H142L140 244H137L133 249H132V251H131V253L132 252H134L135 250H136V248ZM175 247V246H174ZM178 250V249H177ZM119 251H120V249H119ZM122 253V252H121ZM122 254H126V253H122ZM151 256V255H150ZM185 256V255H184ZM186 257V256H185ZM166 259V258H165ZM167 260V259H166ZM189 260V259H188ZM190 262H193V261H191V260H189ZM159 262V261H158ZM193 264H195L194 262H193Z\"/></svg>",
	"mask_w": 264,
	"mask_h": 264
},
{
	"label": "bare ground",
	"instance_id": "6f19581e",
	"mask_svg": "<svg viewBox=\"0 0 264 264\" xmlns=\"http://www.w3.org/2000/svg\"><path fill=\"white\" fill-rule=\"evenodd\" d=\"M180 2H181V0H180ZM194 2H195V0H194ZM181 3H182V2H181ZM182 4H183V3H182ZM193 5H194V3H193ZM193 5H192V6H190V7H189V9H190V8H192V7H193ZM183 6H184V4H183ZM240 6H241V5H240ZM240 14H241V13H240ZM146 21H147V20H146ZM148 25H149V24H148ZM148 27H149V26H148ZM236 64H237V62H236ZM248 87H249V86H248Z\"/></svg>",
	"mask_w": 264,
	"mask_h": 264
}]
</instances>
